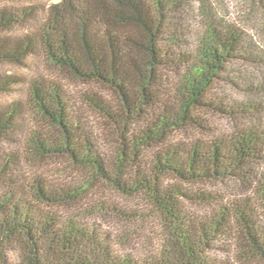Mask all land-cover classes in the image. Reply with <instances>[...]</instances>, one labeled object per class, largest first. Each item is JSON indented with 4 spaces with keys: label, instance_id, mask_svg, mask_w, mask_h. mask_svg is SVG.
<instances>
[{
    "label": "trees",
    "instance_id": "1",
    "mask_svg": "<svg viewBox=\"0 0 264 264\" xmlns=\"http://www.w3.org/2000/svg\"><path fill=\"white\" fill-rule=\"evenodd\" d=\"M187 1L203 3L0 0V65L23 69L43 55L53 71L29 80L0 72V97L26 88V102L0 103V143L18 148L0 151V264H264V75L246 86L256 100L219 91L240 88L233 66L260 67L264 54L214 16L188 41L178 21ZM65 79L91 90L77 100ZM87 115L103 123L101 135ZM209 116L237 130L218 132ZM55 160L78 179L25 170ZM215 183L235 194L207 188ZM100 188L146 202L158 230L152 248L125 253L69 215H83L78 206Z\"/></svg>",
    "mask_w": 264,
    "mask_h": 264
},
{
    "label": "rangeland",
    "instance_id": "2",
    "mask_svg": "<svg viewBox=\"0 0 264 264\" xmlns=\"http://www.w3.org/2000/svg\"><path fill=\"white\" fill-rule=\"evenodd\" d=\"M178 15L179 25L191 32V34L187 36L188 41H192L194 34H198L204 29L207 17L214 16L216 20L235 24L243 29L247 36L245 39L247 43L251 40V42L255 43L259 48L255 49L262 51L264 54V0H203V3H199L198 1H187ZM261 59L264 60V56H262ZM233 68L235 69L234 74H240L238 77L241 78V87L221 85L219 91L225 97L233 100L242 102L246 100H256L257 96L246 90V86L254 84L257 77L264 75V64L260 63V67H249L240 64L238 66H233ZM0 72L6 74H21L28 80L40 76L50 77L53 73L49 63L45 60L43 55L29 58L28 67L23 69L14 66L0 65ZM56 77L57 75L53 74V79H57ZM62 82L65 84V88L69 94H72L77 100H79L81 94L88 93L91 90L88 85L72 80L65 79ZM92 89L97 92V94L106 96L108 100H115L114 94L104 89ZM17 100L26 102L25 87L21 86L13 93L0 97V103L2 104H8ZM87 117L88 125L91 129L100 134L104 129V125L100 119L92 115H87ZM208 119L218 132L232 133L237 130V124L230 119L211 116H209ZM176 135L179 134L177 133ZM104 139L105 136L102 137V150L107 152L109 147ZM15 149L18 148L14 143H0V151H11ZM37 165L40 167H25V170L31 174L42 175L46 179L55 182L66 183L73 182L76 178L78 179L74 173L67 169V165L61 160ZM207 188L216 190L225 196L235 194L236 191L231 183H215L209 185ZM100 203L104 205L103 209H99L102 210L101 212L96 211ZM105 205H113L126 211V213L133 212L134 218L124 220L116 215H112V211L109 212L105 210ZM78 207L83 215L79 213V210H75L73 214L69 215L74 216L75 214H79L82 216L80 217L82 222L93 225L101 232L107 233L115 238L118 247L125 253L133 252L138 255L146 252L156 243V233L158 230L155 219L148 220V216L150 215L149 207L140 197L128 199L100 188L93 196ZM214 256L220 259L227 257L226 252L223 251L215 252ZM228 257H231V255H228Z\"/></svg>",
    "mask_w": 264,
    "mask_h": 264
}]
</instances>
